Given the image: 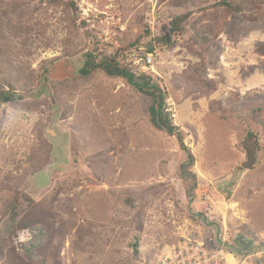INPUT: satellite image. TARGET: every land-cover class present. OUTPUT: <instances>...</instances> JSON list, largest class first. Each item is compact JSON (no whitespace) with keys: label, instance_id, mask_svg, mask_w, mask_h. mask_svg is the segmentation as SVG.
I'll return each instance as SVG.
<instances>
[{"label":"rangeland","instance_id":"rangeland-1","mask_svg":"<svg viewBox=\"0 0 264 264\" xmlns=\"http://www.w3.org/2000/svg\"><path fill=\"white\" fill-rule=\"evenodd\" d=\"M220 1L0 0V93L25 96L0 103V264H151L182 238L264 250V0L237 12ZM195 31L206 49H190ZM130 47L154 55L146 74L171 100L173 134L123 80L76 77L87 53L124 62ZM52 60L66 73L46 82L58 106L42 79ZM195 65L213 90L186 81ZM16 191L35 224L8 238Z\"/></svg>","mask_w":264,"mask_h":264},{"label":"trees","instance_id":"trees-1","mask_svg":"<svg viewBox=\"0 0 264 264\" xmlns=\"http://www.w3.org/2000/svg\"><path fill=\"white\" fill-rule=\"evenodd\" d=\"M258 0H222L219 2L220 7H224L229 11H239L242 7L246 5L254 6ZM250 3V4H249ZM190 14H185L180 17L175 18L170 27L168 28L171 34L182 33L185 31V27L189 22ZM194 37L191 39L190 49L193 50L195 46H200L202 49H206L208 44H211V39L209 37H205L204 34L198 33L195 31ZM134 47H130L126 50L124 54V62L114 58L104 56L101 59H98L94 53H87L84 58L83 66L78 70L76 77L79 80H88L91 79L97 73H103L107 77L118 78L123 80L131 89L134 91L143 94L151 99V105L149 106V120L152 126L158 130H165L170 134L174 133V125L173 120L170 114L166 111V100L167 93L162 88L161 84L148 76V74H135L132 67L127 63L126 58L129 53L133 50ZM152 48L149 52H152ZM61 64L57 63L56 60H52L48 62V67L44 69L42 73V79L44 82V87L49 89L48 95L51 96L54 100L56 106L62 104V99H60V94H55L53 92V88H48L46 82L49 79H54L59 74L66 75L65 71L61 70ZM65 68V67H64ZM201 65H195L192 69V75L186 79V81H190V83L194 86V89L202 91V90H213L215 88V84L213 82H204L200 78V70ZM61 70V71H60ZM65 77L60 81V87L62 89L67 88L70 83L69 80ZM66 82L65 84H62ZM57 89V88H56ZM31 92V91H30ZM24 95L16 93L15 90L3 91L0 93V103L7 104L17 101L24 100ZM254 135L249 134V138ZM178 141L180 147L183 150H187L185 145V140L182 135H178ZM41 169L48 166V162L46 159H42L40 162ZM194 163L193 156L188 153V163H186V167H192ZM38 170L36 173L41 171ZM193 179L195 178L193 175L188 173ZM68 187H58L54 190L53 197H58L59 193L67 190ZM37 207L35 202L28 197L25 193L16 191L15 197L13 200L8 201L3 204L2 210L4 211V219L5 224L8 228L7 236L10 238L16 230L24 229L33 226L35 223H28L25 220L21 219L26 216L28 210ZM216 246V245H215ZM214 246V247H215ZM246 246H244L245 248ZM256 252V251H255ZM1 254V248H0ZM1 256V255H0Z\"/></svg>","mask_w":264,"mask_h":264},{"label":"built area","instance_id":"built-area-1","mask_svg":"<svg viewBox=\"0 0 264 264\" xmlns=\"http://www.w3.org/2000/svg\"><path fill=\"white\" fill-rule=\"evenodd\" d=\"M127 63L135 74H146L154 65V55L151 53L142 55L139 51L133 50L128 55ZM170 101L167 112H173ZM25 234L23 232L19 236L20 241L23 240ZM229 245L226 238H221L215 247L204 242L182 238L164 247L151 264H264V250L246 252L239 256L229 249Z\"/></svg>","mask_w":264,"mask_h":264},{"label":"water","instance_id":"water-1","mask_svg":"<svg viewBox=\"0 0 264 264\" xmlns=\"http://www.w3.org/2000/svg\"><path fill=\"white\" fill-rule=\"evenodd\" d=\"M165 37H167V34L165 35ZM167 41H168V42L170 41L169 37H167Z\"/></svg>","mask_w":264,"mask_h":264}]
</instances>
